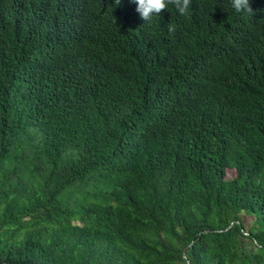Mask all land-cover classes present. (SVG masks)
<instances>
[{"label": "trees", "instance_id": "obj_1", "mask_svg": "<svg viewBox=\"0 0 264 264\" xmlns=\"http://www.w3.org/2000/svg\"><path fill=\"white\" fill-rule=\"evenodd\" d=\"M249 3L0 0V264H264Z\"/></svg>", "mask_w": 264, "mask_h": 264}, {"label": "clouds", "instance_id": "obj_2", "mask_svg": "<svg viewBox=\"0 0 264 264\" xmlns=\"http://www.w3.org/2000/svg\"><path fill=\"white\" fill-rule=\"evenodd\" d=\"M137 12L144 21H150L154 15H159L162 9L168 7L170 2L175 4L180 14L186 13L189 0H134ZM230 6L236 13H252L249 0H230ZM168 31L175 30L174 25H167Z\"/></svg>", "mask_w": 264, "mask_h": 264}, {"label": "water", "instance_id": "obj_3", "mask_svg": "<svg viewBox=\"0 0 264 264\" xmlns=\"http://www.w3.org/2000/svg\"><path fill=\"white\" fill-rule=\"evenodd\" d=\"M187 264H190L189 262H187Z\"/></svg>", "mask_w": 264, "mask_h": 264}]
</instances>
